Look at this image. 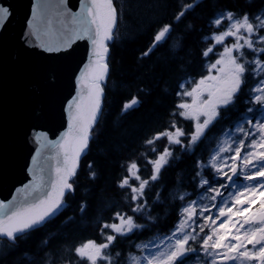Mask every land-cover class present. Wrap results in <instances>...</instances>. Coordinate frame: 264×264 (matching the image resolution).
Returning a JSON list of instances; mask_svg holds the SVG:
<instances>
[{"label":"snow or ice","instance_id":"1","mask_svg":"<svg viewBox=\"0 0 264 264\" xmlns=\"http://www.w3.org/2000/svg\"><path fill=\"white\" fill-rule=\"evenodd\" d=\"M199 7L200 0H176L165 19L155 20L141 51L140 59L171 51L170 66L182 75L166 120L140 137L120 164L119 201L107 217H95V238L54 248L61 229L90 212L81 199L67 216L66 201L76 194L82 159L103 116L110 45L126 13L114 0H30L21 50L45 62L46 90L55 89L57 65H64L69 90L63 130L51 138L41 123L30 125L23 178L10 199H0L6 256L45 230L34 264H264V11L224 7L200 23L192 16ZM12 16L11 4L0 0V30ZM198 32L199 71H189L187 42ZM81 41L85 53L72 67ZM140 104L134 95L120 113ZM184 157L190 167L170 188L164 174ZM87 170L95 180L93 162Z\"/></svg>","mask_w":264,"mask_h":264},{"label":"trees","instance_id":"2","mask_svg":"<svg viewBox=\"0 0 264 264\" xmlns=\"http://www.w3.org/2000/svg\"><path fill=\"white\" fill-rule=\"evenodd\" d=\"M118 7L123 6L126 15L122 17L118 39L110 45L111 73L107 81L104 112L97 128L91 151L82 159L77 179V191L74 197L66 201L65 213L73 214L78 202L85 199L90 204L89 215L78 219L75 224L61 229L63 239L54 242L52 247L60 244L70 245L84 239L95 238V217L110 214L112 206L119 201L114 181L121 174L120 164L130 155L132 148L140 137L159 127L166 120V112L170 110L174 99V89L182 73L170 66L174 55L171 51L159 50L150 58L140 59L141 51L148 44L151 29L156 19H165L172 11L176 0H114ZM224 7L237 11H264V0H200V7L192 16L205 23L209 16ZM203 32L189 37L187 48L191 56L187 57L188 70L199 71L198 51L203 46ZM183 56V53H180ZM145 89L138 93L137 89ZM147 93H151L150 95ZM139 95L141 104L135 110L122 115L120 107L132 96ZM225 123H227L225 121ZM216 129L209 133L211 138ZM94 164L97 173L95 180L88 176L87 163ZM178 166L164 174V182L171 186L179 174L190 167L191 161L186 157ZM164 217L165 210L158 209ZM161 220V227L166 223ZM60 224L57 220L50 228ZM45 230L33 234L27 244H22V251L13 256H6L4 244L0 242V264H34L35 251L41 243ZM152 233H145L146 239ZM127 248V245H122Z\"/></svg>","mask_w":264,"mask_h":264},{"label":"water","instance_id":"3","mask_svg":"<svg viewBox=\"0 0 264 264\" xmlns=\"http://www.w3.org/2000/svg\"><path fill=\"white\" fill-rule=\"evenodd\" d=\"M3 2L11 4L13 16L0 30V199H10L30 160L32 146L26 142L30 125L41 123L55 138L52 134L63 130L62 101L69 89L68 69L62 64L57 65L55 89H44L45 62L21 50L19 36L30 0ZM74 47L72 67L84 55L86 42Z\"/></svg>","mask_w":264,"mask_h":264},{"label":"rangeland","instance_id":"4","mask_svg":"<svg viewBox=\"0 0 264 264\" xmlns=\"http://www.w3.org/2000/svg\"><path fill=\"white\" fill-rule=\"evenodd\" d=\"M194 259V258H193Z\"/></svg>","mask_w":264,"mask_h":264}]
</instances>
